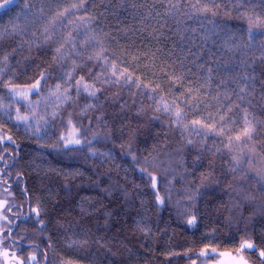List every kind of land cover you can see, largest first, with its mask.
<instances>
[{"label":"trees","instance_id":"16d2710c","mask_svg":"<svg viewBox=\"0 0 264 264\" xmlns=\"http://www.w3.org/2000/svg\"><path fill=\"white\" fill-rule=\"evenodd\" d=\"M74 2L28 0V20L22 3L0 18V32L11 29L10 19L25 26L22 35L0 41V57L11 53L7 65L0 64L4 81L28 86L45 77L39 95L30 97L34 105L40 100L33 110L0 86V136L15 142L0 144V189L11 193L6 213L14 233L32 245L15 243L18 256L26 261L34 251L40 264L41 256L47 264H192L205 257L199 255L205 247L236 254L242 241H251L249 264H264V193L232 171L233 156L248 147L235 141L231 151L227 147L228 135L243 128L247 108L256 126L250 142L256 167H264V37L250 42L240 15L260 12L258 0H216L215 15H193L188 0H181L175 16L165 15L166 0H84L71 24L57 13ZM86 32L95 38L89 44ZM102 49L109 65L159 85L152 95L196 104L184 105L189 128L155 111L147 90L105 83L110 72L95 59ZM70 71L74 79L99 76L96 96H77L73 89L54 103L50 90ZM17 108L21 115L34 111L33 125L43 117L46 131L26 130ZM192 119L223 125L224 132L197 133ZM69 120L81 146L65 148L60 140L70 131ZM149 174L156 177L155 189Z\"/></svg>","mask_w":264,"mask_h":264},{"label":"snow or ice","instance_id":"6c2138e0","mask_svg":"<svg viewBox=\"0 0 264 264\" xmlns=\"http://www.w3.org/2000/svg\"><path fill=\"white\" fill-rule=\"evenodd\" d=\"M248 3H252V0H247ZM21 3L23 4V9L25 11V20H28L27 13L31 11V5L28 3V0H3V3H0V18L3 16H8L10 13H12L16 8H19ZM189 6L194 10L193 15L196 13H207L209 11L212 12L213 15H215V11L213 9L217 7L216 0H197L195 4H191V0H188ZM258 3L262 6V10L260 12H256L253 8L250 12H243L240 15L246 20L247 23V35L249 37V41L251 42L254 40L257 36L264 37V0H258ZM167 9L165 12V15H171L175 16L176 13L182 11L181 7V0H166ZM84 8V0H76V2L71 3L69 6L65 7L63 11H60L57 13V16L61 18L62 20L67 18L68 23L74 24L75 21L72 20V16H75L76 12L80 9ZM20 16L19 13H17L16 20H19ZM82 23H87V21L84 20L83 17H80ZM9 24L12 25L11 29L5 27L3 32H0V41L4 39V36H20L25 32V26H22L19 23H16L15 20H9ZM48 29L45 28V32L47 33ZM71 35V34H69ZM33 36H35V33H33ZM85 36L87 37L84 41L85 44L91 43V40L95 39L94 37L88 36V33H85ZM46 39H51V37H46ZM27 43V41H25ZM99 43V42H98ZM62 47V46H61ZM15 49H13V52ZM57 58L62 56L61 48L58 47L56 49ZM9 55L11 53H5L2 57H0V64L7 65L9 60ZM93 57H89V59H92ZM95 59L97 60H103L104 61V69L102 70L105 73L110 72V75L105 79V83H116L120 84L123 83L124 85H135L137 89H145L147 90L150 95L149 99H152L155 104V111L157 112H163L167 113L172 117V122L176 124L177 126L183 127L185 130L189 128V123H185V112H184V105L188 104V100L185 99L184 101L179 100H172L171 102L167 101L163 96H156L152 95L153 93H156L159 85H148L144 84L138 77L133 78L132 73L128 72L127 69L121 68L118 66L117 63L113 62L111 65L108 64L107 58L103 56V49L101 52L97 53L95 55ZM227 67V66H225ZM3 69L0 68V86H3L8 89V91L12 94L13 100L20 99L26 102L25 108L26 110H33L35 106H38L40 103V100L35 101V105L30 101V97L35 93L36 95H39L41 90V80H44L45 77L42 75L40 79L36 80L35 83L28 85V86H21L19 84H13L11 80L4 81V78L2 76ZM178 79V78H177ZM244 79H247V77H244ZM99 82L100 77L95 76L94 79L86 80L84 76H80L79 79H74L72 71L68 72L66 75V79H64L63 84H56L55 90H50V97H54V103L67 99L68 94L71 90H75V93L77 96L82 95L83 93H87L88 96L95 97L97 91L99 90ZM224 83V81H222ZM248 87V85H245L244 87H239V93H244L245 89ZM192 90H190L191 93ZM235 91V90H234ZM237 93L238 99L243 100L244 96L239 95ZM225 96L227 99H231V96H229L227 93H225ZM194 99V97H193ZM59 106V105H57ZM188 107L195 108L196 104H188ZM236 107H240L239 104H236ZM228 111L231 112L232 108L229 107ZM244 112V126L243 128L233 137L232 135H228V145L229 151L232 150L233 141L242 144L244 147H248V152L243 151L242 149L239 151L238 155L233 156L234 161V167L232 168L233 172H238L241 174L242 179H248L251 183L256 184L259 186V190L261 193H264V167H256L258 164L257 159L255 158L256 149L251 146L250 142L254 139V135L256 133V126L253 123L252 120L249 119V116L251 113L248 112L247 108L243 109ZM57 114L53 113V119H55V116ZM35 116L34 111H32V116H29L27 114V111L24 115H21L20 109L17 108L16 110V119L18 122L23 123L26 125V130H30L33 132L34 135H38L42 130L46 131L47 121L43 120V117H41L39 120H36L35 124L29 123V120ZM221 120H223V116H221ZM43 121V123H41ZM68 124L71 125L70 131L67 136L62 135L60 137V140L64 141V147L68 148L69 146H81L82 140L80 136V132L75 127V125H72V121L69 120ZM190 124L193 128V130L197 131L199 133V129L207 128L209 133L215 132V134L220 135L224 132V127L221 125L219 128L216 127L215 124L207 123L201 119H192L190 121ZM196 126H199L197 128ZM95 138V137H94ZM5 143H15L12 140L11 136L3 135L0 136V144ZM90 144L91 141H88ZM191 143V141H189ZM7 149H5L6 151ZM96 153L93 152V155ZM101 155H106L104 153H101ZM0 159H3V157H0ZM132 159L135 161L136 157L135 155L132 156ZM245 165H247V168H245ZM141 171H146V169H141ZM151 183L153 189L157 187V180L155 176H151ZM7 191V189H5ZM157 200L160 203H163V200L160 199V197L157 195ZM7 204V201L0 202V207H3ZM9 211L11 209H8ZM33 211L36 212L37 216L39 215V211L37 209H33ZM189 224L195 223V217L188 220ZM3 241L0 240V244H2ZM253 250L255 249V245L251 241H242L240 243L239 248L237 249L238 253H244V251ZM3 255L5 258L8 257V252L4 251ZM200 256L209 257L212 259H215L217 256L221 259L219 260V264H248L247 259H245L244 255H237L233 256L231 253H217V250L215 248H209L205 247V249L201 250ZM259 256L261 258H264V250L259 251ZM224 257H227V259H223ZM12 259L16 261V264H25V261L22 258H19L15 255V253L12 254ZM36 256L33 254L28 257V261H35Z\"/></svg>","mask_w":264,"mask_h":264},{"label":"rangeland","instance_id":"374dc122","mask_svg":"<svg viewBox=\"0 0 264 264\" xmlns=\"http://www.w3.org/2000/svg\"><path fill=\"white\" fill-rule=\"evenodd\" d=\"M18 101H22L24 103H26L25 101L23 100H20V99H17ZM0 202H4V201H7V204L3 207H0V240L3 241L2 244H0V264H10L11 262H14L16 263V261L14 259H12V254L15 253V255L17 257L18 256V252L20 251V248L17 247V246H14V243L10 240L13 239V240H19L21 241L22 236L20 235H17L16 233H12V237H10L8 235V233L12 230V227L14 224H12L13 222L11 221L7 210L9 209L7 206H8V199L9 197L11 196V193H7V191H5V189H0ZM5 194H4V193ZM9 192V191H8ZM27 220L26 218L24 219V221ZM35 246V245H33ZM40 247V246H39ZM38 248V247H36ZM40 249L42 250V248L40 247ZM39 252H42L41 250H39V248L37 249ZM248 249H246L244 251V253H238L236 252V254H232L233 256H237V255H244L245 259L246 258V253ZM4 251H7L8 252V257L5 258V256L3 255V252ZM227 253V252H225ZM35 255L36 256V260L35 261H28V257L31 256V255ZM41 256V255H40ZM20 258V257H19ZM42 258V263L46 260V264H47V259L44 258L43 256H41ZM221 258L220 257H216L215 259H212L209 260V259H206L205 257H203V259H199V260H196L194 262H192V264H219V260ZM223 259H227V257H224ZM25 261V260H24ZM248 261V259H247ZM41 260L39 261V258L38 256L35 254L34 251H30L27 255H26V261H25V264H40ZM248 264H249V261H248Z\"/></svg>","mask_w":264,"mask_h":264},{"label":"water","instance_id":"95a60500","mask_svg":"<svg viewBox=\"0 0 264 264\" xmlns=\"http://www.w3.org/2000/svg\"><path fill=\"white\" fill-rule=\"evenodd\" d=\"M28 213V212H27ZM29 216H30V213H28L27 215H26V219H28L29 218ZM14 232V228H13V230H11L9 233H8V235L9 236H11V234ZM24 245V244H23ZM25 247L27 246V247H30V246H32V245H29V244H26V245H24ZM10 264H16V263H14V262H11ZM43 264H46V260L43 262Z\"/></svg>","mask_w":264,"mask_h":264},{"label":"flooded vegetation","instance_id":"af4514ba","mask_svg":"<svg viewBox=\"0 0 264 264\" xmlns=\"http://www.w3.org/2000/svg\"><path fill=\"white\" fill-rule=\"evenodd\" d=\"M16 219H18V218H16ZM15 225V224H14ZM14 225H13V227L12 228H14ZM12 237V236H11ZM10 240L13 242V243H18V244H20L21 242L19 241V240H13V239H11L10 238ZM21 245V244H20Z\"/></svg>","mask_w":264,"mask_h":264}]
</instances>
